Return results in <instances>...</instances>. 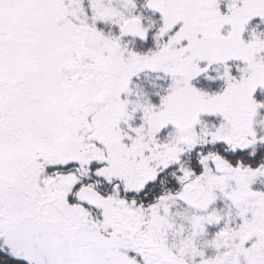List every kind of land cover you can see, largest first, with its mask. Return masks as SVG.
I'll return each instance as SVG.
<instances>
[{
  "label": "snow or ice",
  "instance_id": "obj_1",
  "mask_svg": "<svg viewBox=\"0 0 264 264\" xmlns=\"http://www.w3.org/2000/svg\"><path fill=\"white\" fill-rule=\"evenodd\" d=\"M0 264H264V0H0Z\"/></svg>",
  "mask_w": 264,
  "mask_h": 264
}]
</instances>
